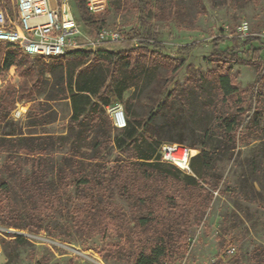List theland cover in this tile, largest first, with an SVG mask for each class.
<instances>
[{
  "label": "rangeland",
  "instance_id": "374dc122",
  "mask_svg": "<svg viewBox=\"0 0 264 264\" xmlns=\"http://www.w3.org/2000/svg\"><path fill=\"white\" fill-rule=\"evenodd\" d=\"M144 2L140 13L137 0L130 6L125 0H107L104 11L94 16L95 23L85 26L80 23L76 6L68 0L72 14L88 38H91L92 29L94 37L99 30L118 31L123 35L131 29H140L141 16L156 28L157 41L163 45L159 52L173 65L178 64L179 59L183 60L175 75L170 76L158 67L143 92L139 88L124 93V98L134 95V107L143 125L150 124L148 117L155 111L160 122H174L173 129L164 132L163 136L182 138V145L186 148L188 144L198 145L206 139L203 137L205 133L207 138L226 142L227 135L220 124L224 118L233 115L235 105L233 100L225 101L218 94L216 79L226 71L230 73L232 83L241 95L237 106L244 112L240 111L238 118L244 123L249 88L255 82L260 85L264 81V40L252 43V50L261 48L262 51L263 63L255 65L250 61L251 51L241 45L243 40L238 28L246 24L248 34L264 30V0H179L180 11L173 16L163 11V0ZM0 8L9 16L16 15L15 0H3ZM217 37L240 38L237 50L240 62H224L220 54L231 52V41L215 43ZM194 43L197 45L187 54L178 53L179 47ZM136 45L137 42H133L128 48L122 40L90 47L89 50L119 51L136 48ZM4 51V48L0 50V66ZM138 52L133 51V56ZM258 74L260 78L256 81ZM20 82L16 68L11 67L8 71L0 68V92L10 87L18 91ZM59 90L53 78L45 75L35 87L34 101L16 97L9 118L0 126V179L9 187L5 208L0 209V264H132L134 250L131 243L129 239L120 241L117 234L131 237L139 218L158 215L161 209L164 181L146 180L143 175L150 170L147 164L134 173V181L124 189L117 186L107 192L108 200L116 208L113 213L125 220L119 232H112L107 237L92 235L73 225L68 212L73 202V189L61 196V210L33 211L30 208L31 201L39 205L37 198L28 191L31 180L39 182L47 191H55L58 178L66 176L69 167L65 153L70 142L67 128L71 109L67 99H55ZM117 104L123 108L113 98L111 105ZM17 108L24 117L15 120L12 115ZM13 128L21 134L20 137L33 139L30 145L48 149L47 158L30 157L19 152L12 137L4 135ZM259 137L249 145L236 141L234 149L226 153L228 157L218 163L221 183L202 217L193 211L188 215L186 209L178 210L182 220L190 221L189 247L186 252L173 254L167 264H264V173H259L257 181H253L256 176H251L248 166L253 148L264 162V127ZM188 149L192 157L199 153L197 148ZM137 152L136 147H126L123 151H110L100 163L85 159L81 162L84 175L91 180L94 166L100 165L102 171H108L114 168V160L128 159ZM156 155L159 156V147ZM38 162L39 170L36 171L32 166ZM159 163L163 169L168 165L162 161ZM252 185L263 199L251 191ZM240 187H243V193L247 191L248 199L238 195ZM251 192L255 196H251ZM144 196L147 198L143 202ZM2 197L5 196L0 195V199ZM175 204L180 207L178 201ZM182 229L179 227L174 231ZM230 247L235 249L231 256L225 253Z\"/></svg>",
  "mask_w": 264,
  "mask_h": 264
},
{
  "label": "trees",
  "instance_id": "16d2710c",
  "mask_svg": "<svg viewBox=\"0 0 264 264\" xmlns=\"http://www.w3.org/2000/svg\"><path fill=\"white\" fill-rule=\"evenodd\" d=\"M2 1L0 0V3ZM70 1L77 8L80 23L85 26L95 23L96 18L89 14L84 0ZM137 1L141 13L145 2L144 0ZM133 2L134 0H125L128 6ZM179 4V0H163L162 8L169 16H173L179 13ZM139 19L142 22V28H134L123 33V42L128 48L133 42H137L136 48L128 50L78 49L67 51L62 58L47 62L48 60L39 58L31 60L13 46L0 44V50L5 49L0 68L5 71L11 67L16 68L22 81L18 91L10 87L0 92V126L9 118L16 97L26 99L28 102L34 101L32 96L35 87L45 79V75L52 77L55 86L60 88L55 99H67L71 109L67 128L70 142L68 151L65 153V160L69 167L66 169L67 175L58 178L55 191H47L45 187L38 184L39 182L34 181L33 183L31 180L28 191L39 202V205H35L31 201L29 203L31 210H61L63 209L61 196L73 189V202L68 211L73 225L92 235L107 237L112 232H119L125 222L124 217L113 213L116 208L108 200L107 192H111L117 186L124 189L130 181H134V173L140 170L143 164H147L150 170L145 171L143 175L146 180L164 181L163 193L160 196L162 198H160L159 205L161 206L160 214L155 216L150 214L139 218L133 226L134 233L131 237L126 238L120 233L117 237L124 242L129 239L134 250L132 264H167L173 254L186 252L189 247L190 221L182 220L180 214L177 213L178 210L186 209L188 215L190 211H193L202 217L212 201L213 193L218 190L221 183L222 174L218 170V163L227 156L228 150L234 149L236 141L249 145L260 139L259 135L264 127L262 122L264 121V81L260 85L255 82L250 86L249 105L243 123L238 116L239 112H244V110L237 106L241 95L232 83L230 73L226 71L217 76L215 88L218 94L225 101L233 100L235 105L233 115L224 118L220 124L226 132V142L207 138L208 134L205 133L203 137L206 139L198 145L195 143L186 145L188 148H197L199 151L190 159L191 172L189 174H184L175 166H168L170 165L168 163L163 169L164 166L159 163L160 152L157 156L156 148L165 143L182 145L184 140L180 137L166 138L163 136L164 132H170L173 129L174 122L173 120L160 122L155 111L148 117L150 124L143 125L134 107V95L124 98V93L130 89L139 88V91L143 92L158 67H162L170 76L175 75L183 60L179 59V63L174 65L169 62L159 52L163 45L157 41L156 28L146 23L141 16ZM77 23L81 29L78 21ZM92 32H94L93 29ZM92 32L90 36L94 38ZM225 40L231 41L229 48L231 52L222 53L220 57L224 62H240L241 59L237 52L240 47V38L217 37L214 42L223 43ZM260 41L259 38L247 36L241 44L251 51L250 61L255 65L263 63L260 58L261 48L252 50V43ZM195 45L197 44L181 46L177 51L182 55L187 54ZM151 48L153 50H150ZM133 51L141 53L138 52L133 56ZM259 78L258 74L256 81ZM113 98L124 108L127 122L122 129H116L112 125V120L107 113V108L111 106ZM4 135L12 137L11 140L19 152L30 157L47 158L48 149L30 145L29 142L34 140L20 137L21 134L14 128L9 129ZM126 147H136L138 152L134 156H129L128 159L114 160V168L108 171H102L103 167L100 165L94 166L91 180L84 175L85 168L81 163L83 160L100 163L110 151H123ZM250 155L248 163L250 174L252 177L256 176L253 181H257L259 173H264L263 158L255 148L250 150ZM32 167L38 171L39 162L34 163ZM242 190L243 187H240L238 195L248 199L247 191L243 193ZM8 191V185L0 179V195L5 196L0 199V209L5 208L4 202L7 200ZM251 191L255 192L253 185ZM253 194L251 196L257 195L259 199H263L258 192ZM147 196L142 198L143 202ZM176 201L179 202L180 207L175 204ZM179 227L183 229L178 232L174 231Z\"/></svg>",
  "mask_w": 264,
  "mask_h": 264
},
{
  "label": "built area",
  "instance_id": "2783aa9c",
  "mask_svg": "<svg viewBox=\"0 0 264 264\" xmlns=\"http://www.w3.org/2000/svg\"><path fill=\"white\" fill-rule=\"evenodd\" d=\"M107 0H84L87 11L92 16L101 14ZM16 15L9 16L0 8V44L11 45L24 56L53 61L62 58L67 51L89 49L104 43H119L123 35L118 31L99 30L94 38H88L80 29L68 0H15ZM243 40L252 36L264 40V30L257 34H248L246 24L238 28ZM239 38V37H238ZM18 106V105H17ZM107 113L116 129L126 126V116L121 105H111ZM13 118L22 119L19 108L14 110ZM160 161L171 164L184 174H189L191 152L179 144H162ZM234 255L235 249L225 250Z\"/></svg>",
  "mask_w": 264,
  "mask_h": 264
},
{
  "label": "bare ground",
  "instance_id": "6f19581e",
  "mask_svg": "<svg viewBox=\"0 0 264 264\" xmlns=\"http://www.w3.org/2000/svg\"><path fill=\"white\" fill-rule=\"evenodd\" d=\"M191 152V151H190ZM192 155V154H191Z\"/></svg>",
  "mask_w": 264,
  "mask_h": 264
}]
</instances>
